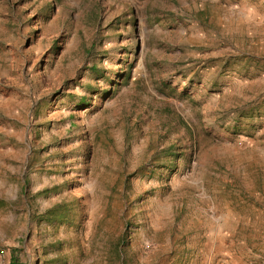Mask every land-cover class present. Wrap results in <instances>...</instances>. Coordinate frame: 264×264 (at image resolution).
Listing matches in <instances>:
<instances>
[{
  "label": "rangeland",
  "instance_id": "374dc122",
  "mask_svg": "<svg viewBox=\"0 0 264 264\" xmlns=\"http://www.w3.org/2000/svg\"><path fill=\"white\" fill-rule=\"evenodd\" d=\"M264 264V0H0V264Z\"/></svg>",
  "mask_w": 264,
  "mask_h": 264
},
{
  "label": "trees",
  "instance_id": "16d2710c",
  "mask_svg": "<svg viewBox=\"0 0 264 264\" xmlns=\"http://www.w3.org/2000/svg\"><path fill=\"white\" fill-rule=\"evenodd\" d=\"M16 262H17V260L15 259V257L11 256V260H10L9 264H17Z\"/></svg>",
  "mask_w": 264,
  "mask_h": 264
}]
</instances>
